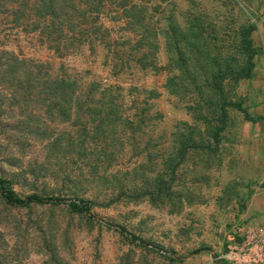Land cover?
Returning <instances> with one entry per match:
<instances>
[{
    "label": "rangeland",
    "instance_id": "374dc122",
    "mask_svg": "<svg viewBox=\"0 0 264 264\" xmlns=\"http://www.w3.org/2000/svg\"><path fill=\"white\" fill-rule=\"evenodd\" d=\"M101 10L58 53L44 35L0 16V54L43 65L51 77L81 88H116V103L136 125L134 133L118 127V135L109 134L114 140L106 148L114 156L105 164L104 145L50 119L45 109L31 104L9 111L0 104V177L21 198L64 201L13 208L0 199V262L227 264L228 239L242 240L236 228L264 226V0H110ZM200 15L205 37L217 40L225 55L234 52L239 26L256 27L253 76L226 87L256 121L228 109L219 144L210 154H188L167 203L116 202L117 184L132 187L141 173L161 172L178 135L188 134L183 126L202 129L187 111L191 97L166 88L172 73L165 39L170 24L182 27ZM81 200L87 213L68 209Z\"/></svg>",
    "mask_w": 264,
    "mask_h": 264
},
{
    "label": "trees",
    "instance_id": "16d2710c",
    "mask_svg": "<svg viewBox=\"0 0 264 264\" xmlns=\"http://www.w3.org/2000/svg\"><path fill=\"white\" fill-rule=\"evenodd\" d=\"M107 2L110 0H0V16L10 17L16 25L44 35L51 43V50L58 53L68 47V42L82 32L81 29L92 21V16L102 11ZM201 18V15L193 17L182 27L170 24L165 39L170 53L168 69L172 73L166 88L171 94L181 91L191 97L193 104L187 107V111L202 129L183 126L188 134L178 135L173 149L176 153L163 160L161 172L153 178L141 173L140 181L132 187L117 184L111 189L115 190L116 202L145 200L152 205L167 203L175 193L176 174L185 164L188 154H210L212 147L219 144L220 136L228 126V109L240 111L247 121H256L246 114L241 103L233 102L226 92L227 86H235L253 76L259 54L252 41L256 27L239 26L232 42L234 52L225 55L217 40L205 37ZM43 69V65L1 53L0 104L8 103L9 111L31 104L45 109L44 113L50 119L71 124L84 139L104 145L101 152L104 163L108 164L114 156L106 148L114 140L109 134L118 135V127L124 128V132L134 133L136 127L116 103L118 90L102 89L96 85L81 88L77 81L51 77ZM113 94L117 95L114 97ZM0 199L4 205L13 208L64 203L55 197L30 195L21 198L9 180L1 177ZM86 204L82 200L72 201L67 207L71 212L82 215L89 211ZM89 205L105 207L95 202H89Z\"/></svg>",
    "mask_w": 264,
    "mask_h": 264
},
{
    "label": "built area",
    "instance_id": "2783aa9c",
    "mask_svg": "<svg viewBox=\"0 0 264 264\" xmlns=\"http://www.w3.org/2000/svg\"><path fill=\"white\" fill-rule=\"evenodd\" d=\"M242 233V240L229 238L222 257L227 264H264V226L236 228ZM257 230V231H254Z\"/></svg>",
    "mask_w": 264,
    "mask_h": 264
}]
</instances>
